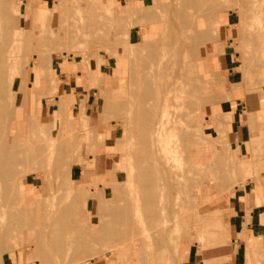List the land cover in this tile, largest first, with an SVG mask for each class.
<instances>
[{
  "label": "rangeland",
  "instance_id": "obj_1",
  "mask_svg": "<svg viewBox=\"0 0 264 264\" xmlns=\"http://www.w3.org/2000/svg\"><path fill=\"white\" fill-rule=\"evenodd\" d=\"M36 1L38 4L29 7L28 0H0V3L4 4H0V8L5 9H0V42L9 40V37L3 36L7 32L6 29L13 30L16 24L19 30L18 37H12L10 51L13 58L12 71L16 79L12 109L16 113L6 117L5 124H8L0 130V139L3 140L0 141V147H7L5 150L20 160H16L14 156V160L6 168V171L11 170V177H4L0 173V180L6 179L0 181L1 187L5 185L0 194L3 192L0 196V206H3L2 213L5 215L0 229V264H40V260L43 261L41 264H165L163 261L166 256L170 257V264H184L190 249L206 264L210 259H219L215 262L230 260L237 251L235 240L238 235L234 227L237 211L242 209L249 216L250 212L257 208L264 209V139L250 140L252 131L257 129L264 137V0ZM205 3L206 6H203ZM184 4V7H179ZM146 14L150 18L145 17ZM90 21L93 24H90ZM199 32L202 38L205 35L206 41L200 46L202 51H195L194 48L195 52H202L200 57H196L195 53L194 56L182 44L200 39L196 38L200 35ZM60 34L63 37L66 34L67 38ZM214 34H217L216 38ZM1 37L4 40L1 41ZM191 38L192 41H189ZM141 61L144 64H140ZM133 77L135 81L132 82ZM141 79H146V83H142ZM148 81L155 83L151 86L152 92L149 91V86L147 87ZM166 81L170 82L169 86L175 85L182 90L185 99H174L173 107L168 109L165 118L181 117L186 122L183 130L192 131L189 132L190 136L197 141L200 139L205 145L202 148L195 142L190 149L196 153L202 150L204 158L201 160L202 166H196L189 154H186L187 151L178 156L174 161L177 180L171 186L173 189H166L162 195L159 183H147V188L154 186L152 189H155L151 191L149 188V193L157 190L160 194L155 193L158 197L155 195L153 202L149 204L146 200L152 193H148L150 196L146 199L148 189L140 177L143 178L142 167H148L151 163L141 156L145 153L143 149H150V142L147 141L146 144L141 134H145L143 132L147 129V124L149 138H144L149 140L152 135L153 129L150 130V124L147 122L153 119V123L157 121L158 114L154 107L161 103L167 92ZM163 82L167 85L162 84ZM139 85H142L144 92ZM146 91L151 94H145V102L140 101V95H134L135 92H141L143 95ZM248 99H259V102L251 106ZM140 102H144L141 105H154L149 107V110L146 109V112L150 111L153 116L144 114V107L138 117L139 112L137 114L136 111L140 110ZM231 112H236V118L229 126L231 117L228 113ZM245 116L248 124L244 122ZM257 121L259 127L256 126ZM68 123L71 125L68 126ZM240 125L246 126L244 139L236 134ZM67 127L72 131L67 132ZM177 134L171 139L176 141L178 137L182 138L183 133L180 134L178 130ZM73 137L76 140L72 139ZM4 141L7 142L5 146ZM196 153H193V156ZM138 160L141 162H137ZM16 163L18 164L15 165ZM40 164L43 168H40ZM183 167L185 170H181ZM191 168L194 171L190 170ZM220 168L223 170H219ZM178 171H186L184 173L187 175L179 174ZM217 171L225 175L222 176ZM228 172L229 174H226ZM218 174L221 178L217 177ZM179 183L182 185H177ZM175 184L180 193L175 191ZM117 186L119 187L116 188ZM98 188L103 193L88 199L86 192L89 190L95 193ZM4 194H11L13 198ZM77 197L82 200L80 205L78 203L81 200ZM179 205L181 207L178 210L176 208H179ZM118 206L128 208L135 226L131 228V234L138 232L139 239L144 240L142 246L137 249L138 252L135 251L132 236L129 235L131 239L128 237L129 240L120 241L124 245L119 242H101L97 246L96 242L91 240L89 245L94 251L84 253L79 244L81 241L86 242V235L77 231L68 233L66 226L62 228V215H72L78 220V225L92 224L91 233L94 234L100 231L102 225L115 223L107 210ZM87 211H90V214ZM217 211H220L221 219L213 216ZM148 212H156L155 222L149 221L151 219ZM212 212L214 214L209 217ZM220 213L217 214L220 216ZM22 214L24 215L21 216ZM212 217L214 219L210 220ZM215 218H218V221ZM164 219L170 223L168 229L174 226L171 230L173 232H170L172 234H169L170 230L162 229L163 221H166ZM19 221L20 224H15ZM152 222L155 225L152 227L156 230L153 232L149 226ZM173 222L174 225L171 224ZM122 225L123 227L118 225L119 230L126 229L125 223ZM113 226H116V223ZM143 228L151 234L148 239L141 235L144 233ZM63 229L66 230L61 232ZM205 230L209 233H204ZM197 231H200V234ZM63 232H66V240L61 238ZM203 234L209 235L204 237ZM201 236L205 239H200ZM207 236L213 238L209 239ZM245 236L242 238L245 239ZM228 237L230 239L226 241ZM198 238L200 241H197ZM155 239L158 240L156 245ZM206 242L212 243L213 247L211 248L210 244L205 248V245L209 244ZM247 245L246 264H264V245L260 242L258 246H253L249 241ZM175 246L178 247L177 254L173 252ZM221 249L228 250L222 252ZM219 251L225 255H219ZM109 252L112 253L111 258L106 255ZM96 254L103 256H99V260L98 256V259L95 257ZM116 255L121 260L116 258ZM158 255L161 256L157 260Z\"/></svg>",
  "mask_w": 264,
  "mask_h": 264
},
{
  "label": "bare ground",
  "instance_id": "obj_2",
  "mask_svg": "<svg viewBox=\"0 0 264 264\" xmlns=\"http://www.w3.org/2000/svg\"><path fill=\"white\" fill-rule=\"evenodd\" d=\"M4 1H8V0H4ZM14 1V0H13ZM61 1V0H60ZM63 1V0H62ZM177 1V0H176ZM211 0H209V2H210ZM220 1H222V0H220ZM220 1H218V3L220 2ZM224 1V0H223ZM248 1V0H247ZM64 2V1H63ZM179 2H182V1H179ZM193 1H191V3H192ZM201 2V1H200ZM211 2H213V0L211 1ZM196 3H198V2H196ZM1 5H4L2 2L0 3ZM21 4V3H20ZM33 4H38V2L36 1V0H28V6L29 7H31ZM177 4H178V2H177ZM188 4V3H187ZM194 4V3H193ZM60 5H62L61 3H60ZM133 5V4H132ZM186 4H184L183 6H179V7H184ZM87 6V5H86ZM194 6V5H193ZM203 6H206V3H205V5H203ZM65 7V6H64ZM88 7H90V6H88ZM92 7H94L93 5H92ZM96 7V6H95ZM196 7V6H195ZM197 7H199V6H197ZM196 7V8H197ZM215 7V6H214ZM133 8V7H132ZM187 8H190V7H187ZM194 8V7H193ZM0 9H3V8H0ZM9 9V8H8ZM95 9V8H94ZM184 9V8H183ZM195 9V8H194ZM3 10H5V9H3ZM68 10V9H67ZM88 10H89V8H88ZM134 10V9H133ZM177 10H178V8H177ZM182 10V9H181ZM202 10V9H201ZM63 11H66L65 9H63ZM83 11V10H82ZM91 11H94V10H91ZM156 11V10H155ZM180 11V10H179ZM197 11V10H196ZM69 13H70V11H68ZM95 12V11H94ZM178 12V11H177ZM68 13V14H69ZM97 13V12H96ZM129 13V12H128ZM180 13V12H179ZM182 13V12H181ZM180 13V14H181ZM202 13V12H201ZM205 13V12H204ZM67 14V13H66ZM92 14V13H91ZM95 14V13H94ZM96 15V14H95ZM147 16V14L145 15V17ZM182 16H183V14H182ZM184 16H185V14H184ZM183 16V17H184ZM191 16V15H190ZM189 15H188V17H190ZM37 17V16H36ZM95 17V16H94ZM99 17V16H98ZM131 17V16H130ZM144 17V18H145ZM148 18H150V16L148 15L147 16ZM1 18V17H0ZM81 18V17H80ZM109 18V17H108ZM126 18V17H125ZM186 19L185 20H187V17H185ZM192 18V17H191ZM82 19V18H81ZM94 19H96V18H94ZM1 21H2V19H0ZM112 20H113V18H112ZM124 20V19H123ZM123 20H121V21H123ZM152 20V19H151ZM183 20V19H182ZM190 20V19H189ZM188 20V21H189ZM0 21V22H1ZM104 21V20H103ZM88 22V21H87ZM192 22V19H191V21H190V24H192L191 23ZM12 23V22H11ZM72 23V22H71ZM83 23V22H82ZM82 23L80 24V25H82ZM93 24V22H91L90 21V24ZM99 24H100V21L98 22ZM120 23H122V22H120ZM186 24H188L187 22H186ZM185 24V25H186ZM190 24H188V25H190ZM16 24H14V29L12 30V28H11V25H9V28H11V29H6V33L5 34H3V36H4V38L6 37V38H8L9 37V40L7 41V42H0V130L2 131V128L4 127V126H6V124H8V123H6L5 124V121H6V117L7 116H9L11 113L12 114H15L16 112H14L13 111V109H12V106L14 105L13 104V102H15V100L13 101V98H15V81H16V79H15V77H14V74H13V71H12V67H13V58H12V56H11V53H10V51H11V49H12V44L11 43H13V36H14V38H15V36L16 37H18V33H19V30H18V28H17V26H15ZM86 25V24H85ZM97 25V24H96ZM103 25V24H102ZM106 25V24H105ZM64 26V25H63ZM99 26H101V25H99ZM8 27V26H7ZM66 27V26H65ZM81 27V26H80ZM85 27V26H84ZM86 28V27H85ZM93 29H94V27H92ZM123 28V27H122ZM121 28V29H122ZM132 28V27H131ZM4 29V28H3ZM84 29V28H83ZM96 29V28H95ZM98 30H99V27L97 28ZM102 29H104V28H102ZM110 29V28H109ZM66 31H67V29H65ZM87 30V29H86ZM127 30H129V29H127ZM215 30V29H214ZM75 31H77V29L75 30ZM82 32L84 31V30H81ZM80 31V32H81ZM97 31V30H96ZM1 32H2V30H1ZM39 32V31H38ZM50 32V31H49ZM52 32V31H51ZM50 32V33H51ZM65 32V31H64ZM67 32H70V30L69 31H67ZM66 32V33H67ZM73 32V31H72ZM81 32V33H82ZM215 31H213V33H214ZM3 33V32H2ZM31 33V32H30ZM128 33V32H127ZM200 33V32H199ZM198 33V34H199ZM68 34V33H67ZM78 34V33H77ZM83 34V33H82ZM91 34V33H90ZM197 34V35H198ZM203 34V33H202ZM205 34V33H204ZM46 35V34H45ZM59 35V34H58ZM61 35V34H60ZM79 35H81L80 33H79ZM84 35L86 36V33H84ZM103 35V34H102ZM215 35V34H214ZM217 35V34H216ZM216 35H215V37L214 38H216ZM2 36V35H1ZM33 36V35H32ZM62 37H63V35H61ZM91 36H93V34L91 35ZM97 36V35H96ZM100 36H101V34H100ZM196 36V35H195ZM52 37V36H51ZM66 37V34H65V36L63 37V38H65ZM203 36H201V33H200V35H198V37H196L197 39L198 38H200V39H198V40H196V39H194V40H196V41H194V42H186V43H184V45L182 44V46L183 47H185V48H187V50H189V52L190 53H192L193 55H194V53H195V55H196V57H200L201 55H202V52H195V51H202V49H201V47L200 46H202L201 44H203V41L206 39L205 38V35H204V38H202ZM1 38H3V37H1ZM4 38L3 39H1V41L2 40H4ZM32 38V37H31ZM67 38V37H66ZM28 39H29V37H28ZM27 39V40H28ZM54 39H56V38H54ZM72 39H75V38H72ZM82 39V38H81ZM106 39V38H105ZM192 39L193 38H191V39H189V41L191 40L192 41ZM34 40V39H33ZM43 40V39H42ZM48 40V39H47ZM50 40V39H49ZM57 40V39H56ZM61 40V39H60ZM67 40V39H66ZM69 40V39H68ZM118 40H120V39H118ZM128 40V39H127ZM188 40V39H187ZM30 41V40H29ZM63 41V40H62ZM206 41V40H205ZM25 42H27V41H25ZM44 42V41H43ZM42 42V43H43ZM68 42V41H67ZM66 42V43H67ZM99 42V41H98ZM150 42V41H149ZM29 43V42H28ZM119 43V42H118ZM154 42H152V44H153ZM11 44V45H10ZM38 44V43H37ZM62 44V43H61ZM72 44H74L73 42H72ZM115 44V43H114ZM121 44V43H120ZM146 44H147V42H146ZM67 45H69V44H67ZM67 45H65V46H67ZM148 45V44H147ZM32 46H35V45H32ZM70 46V45H69ZM92 47L94 46V45H91ZM127 46H129L128 44H127ZM27 47H30V46H27ZM131 47V46H130ZM152 47H154V46H152ZM198 47H200V49L201 50H199V48ZM32 48V47H31ZM57 48V47H56ZM110 47H108V49H109ZM129 48V47H128ZM146 48H147V46H146ZM194 48H195V51H194ZM91 49V48H90ZM115 49V48H114ZM143 49V48H142ZM68 50H70V49H68ZM32 51H36V50H32ZM192 51H194V52H192ZM25 52V51H24ZM39 52V51H38ZM44 52V51H43ZM109 52V51H108ZM26 54H27V52H25ZM89 53V52H88ZM95 53V52H94ZM129 53V52H128ZM194 55V56H195ZM97 56V55H96ZM42 59H43V57H41ZM136 58V57H135ZM143 58H145V57H143ZM154 58V57H153ZM135 60H137V59H135ZM145 60V59H144ZM177 60V59H176ZM145 61H147V60H145ZM175 61V60H174ZM178 61V60H177ZM173 62V61H172ZM20 63V62H19ZM104 63H105V61H104ZM136 63V62H135ZM140 63V62H139ZM100 64H101V62H100ZM140 64H144V63H142V61H141V63ZM148 64V63H147ZM41 65H43V64H41ZM136 65H138V64H136ZM169 65H171V64H169ZM142 66V65H141ZM171 67H173V66H169V68H171ZM137 68V67H136ZM122 69V68H121ZM152 70H154L153 68H151ZM150 69V70H151ZM168 70V69H167ZM101 74V73H100ZM150 74V73H149ZM148 74V75H149ZM171 74V73H170ZM139 76V75H138ZM103 77V76H102ZM142 77V76H141ZM146 77V76H145ZM134 78V77H133ZM102 79V78H101ZM117 79V78H116ZM137 79H139V78H137ZM148 79V78H147ZM143 80H145V82L143 81ZM171 80V79H170ZM169 80V81H170ZM132 82L133 81H135V78H134V80H131ZM139 81V80H138ZM142 83H146V79H141L140 80ZM150 81V80H149ZM148 81V82H149ZM140 82V83H141ZM171 82V81H170ZM170 82H168V81H166V83H168V85L167 84H165V82H163L162 84H164V85H167L168 87H167V92H166V94H165V96L163 97V99H162V101H161V103H158L155 107H154V105L153 106H151L150 104L149 105H141V104H143L145 101V94H151V93H149V91H151L152 92V90H151V86L152 85H155V83L154 82H149V85H147V87L148 88H150L149 89V91L147 92L146 91V93H144L143 95H141L142 93L140 92L139 94H136V92H135V94L134 95H136V96H138V95H140L139 97H140V101H144L143 103L142 102H140V110L139 111H136L137 112V114H138V112H139V116L138 117H140L141 115H140V111L142 112L143 110H144V107H145V111H143V112H145L144 114H148V116L149 115H152L153 116V113L151 114V112L150 111H148V112H146V109L147 110H149V107H154L155 109H154V111L155 112H157V121L155 122V123H153L154 122V119L153 120H150L149 122H147V123H149L150 125V130L151 129H153V132L151 131V133H152V135H151V137H150V139L148 140L147 138H144V136L145 137H148V133H150L149 131H146L147 129H148V126H147V124H146V128L147 129H145L144 131L145 132H143V133H145V134H141V138H143V139H145V143L146 144H148L147 143V141H149L150 142V149H143L142 151H144L145 153H143V155H141V156H143V159H146V160H148V161H151V163H150V165L148 166V167H142L143 165H141V167L144 169V171L142 172L143 174H141L142 176H143V178L142 177H140V179H142L143 180V185H146V189H148V190H146L147 191V195H146V199H147V196H150V195H152V196H150V197H148L149 199L148 200H146V201H149L150 203L149 204H151V202H153V200L152 199H154L155 198V195H157V194H159V193H157L158 191L156 190V192H150V193H152V194H150L149 193V188H153V187H149V188H147V186L148 185H152L153 183L156 185V183H159L160 184V187L159 188H161V192L162 193H160V194H162L163 195V192L164 191H166V189H170V187L171 186H173V184L175 183V181L177 180L176 179V177H177V175H176V173H175V164H174V161L178 158V156H180V155H184V153H186V151H187V153L186 154H189V156H190V158H191V160L196 164V166H199V165H201L202 166V164H201V160L204 158V153H203V151L202 150H200V151H197V153L193 150H191L190 149V147L191 146H193V144L195 143V142H197V146H198V144H199V146H201L202 148H203V142L202 141H200V139H198L199 141H197V139H195V138H193L192 136H190L191 135V133H192V131H185V130H183L184 129V126H185V124H186V122L183 120V119H181V117H174V119H173V117H172V119H170V118H165L166 116V114H167V112H168V109L169 108H171V107H173L172 105H173V103H174V99H178L179 97H181V99H185V97L182 95L183 93H182V90H180V89H178L175 85H170L169 86V83ZM99 83H101V82H99ZM141 83V84H142ZM153 83V84H152ZM102 84V83H101ZM136 85V84H135ZM143 85V84H142ZM141 85V86H142ZM98 86H100V85H98ZM140 86V85H139ZM141 86H140V89H141ZM96 87H97V85H96ZM164 87V86H163ZM138 88V87H137ZM142 88H144L145 90H146V88L144 87V85L142 86ZM152 88H154V87H152ZM127 89V88H126ZM39 90V89H38ZM50 90V89H49ZM133 90V89H132ZM136 90V89H135ZM143 89H141V91H142ZM164 90H165V88H164ZM140 91V90H139ZM199 91H201L200 89H199ZM203 91H205L204 89H203ZM17 92V91H16ZM142 92H144V91H142ZM36 93H38V92H36ZM134 95H132V96H134ZM146 95V98H148V96ZM171 95H173L172 97H171ZM14 96V97H13ZM152 96V95H151ZM131 97V96H130ZM136 98H138V97H136ZM135 98V99H136ZM142 98H144V99H142ZM109 99V98H108ZM120 99H122V98H120ZM139 99V98H138ZM61 100V99H60ZM137 100V99H136ZM134 101V102H137V101ZM12 101V102H11ZM66 101V100H65ZM110 101V100H109ZM61 102H63V101H61ZM68 102V101H67ZM176 102H178V101H176ZM71 103V102H70ZM131 102H129V104H130ZM16 104V103H15ZM68 104V103H67ZM66 104V105H67ZM109 104V103H108ZM117 104H119V103H117ZM122 104L123 105H125L123 102H122ZM139 104V103H138ZM111 105H113V104H111ZM132 105V104H131ZM64 106V105H63ZM62 106V107H63ZM143 108H142V107ZM16 107V106H15ZM66 107V106H65ZM111 107H114V106H111ZM176 107V106H175ZM64 108V107H63ZM118 108H119V106H118ZM138 108V107H137ZM136 108V109H137ZM113 110H115V109H113ZM138 110V109H137ZM174 110V109H173ZM63 112H64V110H62ZM134 112H135V110H134ZM149 112H150V114H149ZM208 112H210V111H208ZM115 113V112H114ZM119 113V112H118ZM11 114V116H13ZM135 114V113H134ZM143 113H142V116L144 115ZM160 114V115H159ZM68 115V114H67ZM106 115V114H105ZM26 116V115H25ZM106 117V116H105ZM136 117V116H135ZM189 117L190 118H192L191 117V115H189ZM147 118H151V117H147ZM146 118V119H147ZM32 120V119H31ZM132 120V119H131ZM138 120V119H137ZM66 121V120H65ZM151 121H152V123H151ZM67 122V121H66ZM136 122H139V121H136ZM69 124V123H68ZM152 124H154V126L152 125ZM64 125V124H63ZM71 124H69L68 126H70ZM30 126H32V125H30ZM63 127V126H62ZM153 127V128H152ZM186 127H188V126H186ZM68 128V127H67ZM133 128H135V127H132V129ZM6 129H9V128H6ZM6 129H3V131H5ZM69 129V128H68ZM72 129V128H71ZM136 130V129H135ZM138 130H140V129H138ZM180 131V134L181 133H183V135L181 136L182 138H180V137H178V139L176 140V141H174V140H172L171 138L172 137H174L176 134H177V131ZM1 131H0V133H1ZM69 131H72V130H67V132H69ZM29 132V131H28ZM141 132H142V129H141ZM148 132V133H147ZM189 132H191V133H189ZM5 133H8V132H5ZM4 133V134H5ZM71 133V132H70ZM70 133H68V135L70 134ZM138 133H140V132H138ZM48 134V133H47ZM61 134V133H60ZM130 134V133H129ZM148 134V135H147ZM180 134H179V136H180ZM2 135V134H1ZM0 135V136H1ZM6 135V134H5ZM38 135V134H37ZM64 135V134H63ZM62 135V136H63ZM67 135V134H66ZM94 135V134H93ZM139 135V134H138ZM192 135H194V134H192ZM4 136V135H3ZM7 136V135H6ZM70 136V135H69ZM74 136V135H73ZM133 136V135H132ZM137 136V135H136ZM176 136H178V134L176 135ZM72 137V136H71ZM137 137H140V136H137ZM30 137H28V139H29ZM141 138H139V139H141ZM149 138V137H148ZM3 139V138H2ZM21 139V138H20ZM31 139V138H30ZM60 139V138H59ZM64 139V138H63ZM72 139H74V140H76V138L75 137H73ZM143 139H141V140H143ZM6 140V139H5ZM16 140V139H15ZM18 140V139H17ZM58 140V139H57ZM0 141H3V140H1L0 139ZM19 141H22L23 142V140H19ZM25 141V140H24ZM69 141V140H68ZM15 142V141H14ZM30 142V141H29ZM40 142V141H39ZM60 142V141H59ZM65 142V141H64ZM77 142V141H76ZM126 142V141H125ZM142 142V141H141ZM5 143H7V142H5L4 141V146H5ZM17 143V142H16ZM72 143V142H71ZM70 143V145L72 146L73 144H71ZM140 143V142H139ZM33 144V141H32V143H31V145ZM39 144V143H38ZM60 144V143H59ZM61 144H64L63 142H61ZM67 144V143H66ZM144 144V143H143ZM14 145H16V144H14ZM13 145V146H14ZM90 145V144H89ZM24 146V145H23ZM25 146H26V144H25ZM28 146H30V144L28 145ZM35 146V145H34ZM56 146H58V145H56ZM205 146V145H204ZM40 147H42V146H40ZM74 147V146H73ZM7 147H5V148H1L0 147V173L4 176V177H11L10 175H11V170H7L6 171V168L10 165V163H12V161L14 160V154H11V153H8L5 149H6ZM22 148V147H21ZM58 148V147H57ZM70 148V147H69ZM24 149V148H23ZM38 149V148H37ZM41 149V148H40ZM39 149V150H40ZM60 149V148H59ZM66 149H68V148H66ZM74 149V148H73ZM137 149H139L138 147H137ZM13 150V149H12ZM35 150V149H34ZM33 150V151H34ZM188 150H189V152H188ZM40 151H42V150H40ZM134 151H137V150H134ZM10 152V151H9ZM15 152H17V151H15ZM20 152V151H19ZM22 152H24V151H22ZM34 152H36V151H34ZM44 152V151H43ZM42 152V153H43ZM58 152H60V151H58ZM18 153V152H17ZM71 153V152H70ZM69 153V154H70ZM141 153V152H140ZM193 153H196L194 156H193ZM30 154V153H29ZM129 154V153H128ZM139 154V153H138ZM217 154V153H216ZM73 155V154H72ZM75 155V154H74ZM29 156V155H28ZM68 156H70V155H68ZM36 157V156H35ZM15 158H17V156H15ZM20 158V157H19ZM28 158V157H27ZM39 158V157H38ZM38 158H37V160H38ZM41 158V157H40ZM44 158V157H43ZM69 158V157H68ZM140 158V157H139ZM139 158H137V159H139ZM189 158V159H190ZM16 160H19L18 158L16 159ZM26 160V159H25ZM40 160V159H39ZM43 160V159H42ZM217 160H219V159H217ZM20 161V160H19ZM22 161V160H21ZM35 161V160H34ZM136 161V160H135ZM36 162V161H35ZM40 162V161H39ZM43 162V161H42ZM137 162H141V160L139 161H137ZM137 162H135V163H137ZM147 162V161H146ZM148 163V162H147ZM188 163H191V162H188ZM18 163H16L15 165H17ZM23 164H28L27 162L26 163H24L23 162ZM141 164H143V163H141ZM12 165V164H11ZM30 165H31V163H30ZM29 165V166H30ZM41 165V164H40ZM205 165V164H204ZM19 166V165H18ZM22 166H24V165H22ZM55 166H57V165H55ZM145 166V165H144ZM189 166L190 165H188V168L187 169H189ZM86 167H88V166H86ZM141 167H139L140 169H141ZM192 167H195V166H193L192 165ZM212 167H214V166H212ZM219 167V166H218ZM13 168H16V167H13ZM30 168H31V166H30ZM40 168H43L42 167V165H41V167ZM85 168V167H84ZM114 168V167H113ZM57 169V168H56ZM70 169V168H69ZM177 170H178V168H176ZM193 168H191L190 170H192ZM214 169H216V168H214ZM16 170V169H15ZM28 170H31V169H28ZM181 170H185L184 169V167L181 169ZM197 170V169H196ZM199 170H201V169H199ZM204 170V169H203ZM219 170H223V169H219ZM14 171V170H13ZM186 171H188V170H186ZM186 171H178L179 172V174L180 173H182V174H186L187 175V173H184V172H186ZM192 171H194V170H192ZM205 171V170H204ZM20 172H22V171H20ZM199 172V171H198ZM217 172H220V171H217ZM225 172V171H224ZM16 173V172H15ZM201 173V172H200ZM205 173V172H204ZM216 173V172H215ZM221 173V175L222 176H224L225 174L223 173V172H220ZM112 174H114L113 172H112ZM182 174H181V176H182ZM194 174H195V172H194ZM199 174V173H198ZM201 174H203V173H201ZM217 174V173H216ZM226 174H229V172L228 173H226ZM140 175V174H139ZM138 175V176H139ZM185 175V177H188V176H186ZM220 174H218L217 175V177L219 176ZM20 176H22V175H20ZM204 176H205V174H204ZM215 176V175H214ZM4 177H2V178H4ZM70 177H72V175L70 176ZM183 177V176H182ZM230 177V176H229ZM1 178V179H2ZM17 178V177H16ZM219 178H221V176H219ZM224 178V177H223ZM223 178H222V181H223ZM191 179V178H190ZM2 180H6V179H2ZM2 180H0V181H2ZM9 180V179H8ZM192 181V180H191ZM3 182H6V181H3ZM11 183L12 182H16V181H10ZM151 182H153V183H150ZM208 181H206V183H207ZM2 182H0V184H1ZM9 183V182H8ZM18 183V182H17ZM147 183H149L148 185H147ZM197 183V182H196ZM195 183V184H196ZM4 184V183H3ZM14 184V183H13ZM61 184V183H60ZM194 184V183H193ZM222 184V183H221ZM18 185V184H17ZM105 185V184H104ZM177 185H182L181 183H179V184H177ZM192 185V184H191ZM190 185V186H191ZM7 186V185H6ZM94 186V185H93ZM119 186H120V184H119ZM119 186H117L116 188H118ZM159 186V185H158ZM189 186V187H190ZM195 186V185H194ZM222 186V185H221ZM224 186V185H223ZM222 186V187H223ZM4 187H5V185H4ZM4 187H1L0 186V194H1V191H2V189L4 188ZM8 187H10V186H8ZM96 187V186H95ZM175 187H176V184H175ZM174 187V188H175ZM178 187V186H177ZM176 187V189H175V191H177L178 193H180V191H178L177 188ZM198 187H199V185H198ZM220 187V186H219ZM172 188V187H171ZM194 188V187H193ZM15 189V188H14ZM103 189V188H102ZM173 189V188H172ZM172 189H171V191H172ZM182 189H183V187H182ZM10 190V189H9ZM9 190H6V191H9ZM12 190V189H11ZM98 190H99V188H98ZM96 190V192L95 193H91V192H89V190L86 192V193H88L87 195H89V197H88V199L89 198H95V195L96 194H100V192H101V190ZM155 189H152L151 191H154ZM159 190V189H158ZM82 191V190H81ZM118 191V190H117ZM145 191V192H146ZM160 191V190H159ZM182 192H183V190H181ZM232 191V190H231ZM11 192V191H10ZM104 192H105V190H104ZM181 192V193H182ZM13 192H11V194H12ZM101 193H103V192H101ZM117 193V192H116ZM118 193H121V192H118ZM150 195H149V194ZM155 193H157V194H155ZM169 193V192H168ZM172 193H174V192H172ZM184 193H186L185 191H184ZM183 193V194H184ZM189 193H190V191H189ZM222 193H223V191H222ZM11 194H9L11 197H12V195ZM62 194V193H61ZM159 194V195H160ZM170 194V193H169ZM177 194V193H176ZM221 194V193H220ZM2 195H3V192H2ZM2 195H0V196H2ZM5 196H8V198H10L9 197V195H6V194H4ZM81 195H83V194H81ZM118 195V194H117ZM162 195H161V199H162ZM174 195V194H173ZM83 196H85V195H83ZM119 196V195H118ZM145 196V195H144ZM154 196V197H153ZM156 197H158V195L156 196ZM176 197V196H175ZM175 197H174V203H175ZM13 198V197H12ZM77 198H79V197H77ZM81 198H83V197H81ZM102 198V197H101ZM186 198V197H185ZM6 199V198H5ZM80 199V198H79ZM79 199L77 200V201H79ZM188 199V198H187ZM0 200H2V199H0ZM9 201H11L10 199H8ZM81 200V199H80ZM109 200V199H108ZM117 200H119V199H117ZM152 200V201H151ZM168 200V199H167ZM166 200V201H167ZM182 201H183V199H181ZM185 200V199H184ZM190 200V199H189ZM40 201V200H39ZM86 201H88V200H86ZM162 201V200H161ZM187 201V200H186ZM191 201V200H190ZM113 202V201H112ZM177 202V201H176ZM9 203V202H8ZM77 203V202H76ZM80 203H82V200H81V202H79L78 204L80 205ZM155 203V202H154ZM162 203V202H161ZM184 203V202H183ZM190 203V202H189ZM33 204V203H32ZM43 204V203H42ZM103 204H105V203H103ZM165 204V203H164ZM23 205V204H22ZM26 205V204H25ZM26 206H28V205H26ZM165 206V205H164ZM183 206H185V204L183 205ZM21 207V206H20ZM19 207V208H20ZM36 207V206H35ZM41 207H43V205L41 206ZM79 207V206H78ZM180 207H181V205H179V208H176V209H180ZM190 207V206H189ZM2 208H3V206H0V229H1V226H2V224H3V220L5 219V215L2 213ZM23 208H25V207H23ZM30 208V207H29ZM77 208V207H76ZM86 208V207H85ZM170 208V207H169ZM183 208V207H182ZM185 208H187V206L185 207ZM4 209V208H3ZM80 209V208H79ZM131 209V208H130ZM27 210H29L28 208H27ZM43 210V209H42ZM149 210V209H148ZM167 210V209H166ZM189 210H191V209H189ZM6 211V210H5ZM14 211V210H13ZM33 211H34V209H33ZM62 211V210H61ZM77 211V210H76ZM154 211H155V209H154ZM169 211V210H168ZM7 212H9V211H7ZM35 212V211H34ZM63 212V211H62ZM88 212V214H90V211H87ZM107 212H108V214L111 216V218H112V216H113V219L114 220H112V221H115V223H116V226H113L115 223L114 222H112L113 223V225L112 224H109V226H104V225H102L99 229H100V231L99 232H96V233H91V228H92V224H88V223H85V225L84 226H81V225H78L77 223H78V220L75 218H73L72 217V215H66V216H63L62 215V217H63V219L60 221L61 223H63L64 224V226L62 227V226H60V228L62 227V228H64L65 226H66V229H67V232L69 233V232H75V231H77V232H82L83 234H84V236L86 235V242L85 241H81L80 242V244H79V247L81 246V248L83 249V250H81L82 252H84V253H89L90 251H94V249L92 248V246L91 245H89V243H90V241L91 240H94L95 242H96V245L97 246H99V244L101 243V242H103V243H116V242H119V243H121L122 241H124V240H129L128 239V237H129V235H131L132 236V242H133V245H134V247H135V251L140 247V246H142V242L144 241V240H140L139 239V235L140 234H137L138 232H136L134 235H132L133 234V230H131V228L134 226V224H133V218L131 217V213L129 212V210H128V208L127 207H124V208H122V207H112V208H110V209H108L107 210ZM147 212V211H146ZM19 213V212H18ZM29 213V212H28ZM156 213V212H155ZM155 213L154 214H150L149 212H148V215L150 216V219L151 220H149V221H153V222H155L156 221V216L157 215H155ZM188 213V212H187ZM217 213L219 214L220 213V211L218 212L217 211ZM216 213V215L212 212V213H210V216L209 217H211V214L213 215V216H215V217H218V218H220L221 217V213H220V216L218 215ZM25 214V213H24ZM24 214H22L21 216H23ZM56 214V213H55ZM165 214V213H164ZM163 214V215H164ZM178 214V213H177ZM209 214V213H208ZM208 214H206V217L208 216ZM35 215V214H34ZM40 215V214H39ZM163 215H162V217H163ZM166 215V214H165ZM164 215V216H165ZM186 215H189V214H186ZM191 215V214H190ZM203 215V214H202ZM12 216L14 217V213H12ZM103 216V215H102ZM108 216V215H107ZM17 217V216H16ZM59 217H61V216H58V218ZM77 217V216H76ZM145 217H147V216H145ZM188 217V216H187ZM12 218V217H11ZM26 218H28V217H26ZM165 218V217H164ZM175 218V217H174ZM184 218V217H183ZM197 218H200L199 216H197ZM196 218V219H197ZM218 218L216 219L217 221H218ZM9 219V218H8ZM170 219H172V218H170ZM212 219H214L213 217L210 219V220H212ZM221 219V218H220ZM164 220H166V219H164ZM169 220V219H168ZM206 220V219H205ZM224 220V219H223ZM12 221V220H11ZM110 221V220H109ZM148 221V220H147ZM171 221H173V220H171ZM195 222H196V220H194ZM197 221H199V220H197ZM221 221V220H220ZM60 222H59V224H60ZM80 222V221H79ZM153 222H152V225H149L151 228H150V231H152L153 232V230H155V229H153V227L152 226H155L154 224H153ZM175 222H176V220H175ZM208 222V221H207ZM222 222V221H221ZM83 224H84V222H82ZM110 223V222H109ZM123 223H125V225H126V229H121V230H119L120 229V227H123ZM168 221L166 220V221H163V224H162V229L163 230H170L169 231V234H172V233H170V232H173V231H171L172 230V228L174 227V226H172V228H169L168 229ZM15 224H20V221H19V223H15ZM66 224V225H65ZM133 224V225H132ZM170 224V223H169ZM171 224H173L174 225V222L173 223H171ZM177 224V223H176ZM120 227H119V226ZM186 225V224H185ZM196 225V224H195ZM221 225V224H220ZM18 226V225H17ZM59 226V225H58ZM113 226V227H112ZM178 226V225H177ZM177 226H175V227H177ZM188 226V225H187ZM193 226V225H192ZM191 226V227H192ZM199 226V225H198ZM213 226V225H212ZM229 226V224L227 225V229L229 228L228 227ZM38 227V226H37ZM135 227V226H134ZM194 227V226H193ZM215 227H217V226H215ZM221 227H223V225L221 226ZM7 228V227H6ZM13 228V227H12ZM35 228V227H34ZM185 228V227H184ZM218 228H220V227H218ZM31 229V228H30ZM66 229H63V230H60L61 232L62 231H64V230H66ZM148 229H149V227H148ZM175 229H178V228H175ZM182 229V228H181ZM181 229H179L180 231H181ZM224 229H225V227H224ZM224 229H222V230H224ZM227 229H225V230H227ZM9 230V229H8ZM44 230H45V228H44ZM59 230V229H58ZM125 231V232H123V231ZM229 230V229H228ZM144 233L143 234H141L142 236H145L146 237V239H148L149 238V236H151V234L149 233V231H144V228H143V230H142ZM156 231V230H155ZM190 231V230H189ZM206 231V230H205ZM23 232V231H22ZM38 232V231H37ZM131 232H132V234H131ZM174 232H176V231H174ZM198 232V231H197ZM200 232V231H199ZM198 232V233H199ZM215 232V231H214ZM228 232V231H227ZM43 233H45V231L43 232ZM64 233H66V232H63L62 234H63V236H61V238L63 237V240H66V235L64 234ZM67 233V234H68ZM165 233V232H164ZM177 233V232H176ZM204 233H209V232H204ZM218 233V232H217ZM5 234H6V232H5ZM153 234H155V233H153ZM168 234V233H167ZM200 234V233H199ZM199 234H198V236H199ZM216 234V233H215ZM215 234H213V236H216ZM219 234V233H218ZM81 235V234H80ZM187 235H188V233H187ZM204 235V237H206V235H209V234H203ZM220 235V234H219ZM60 236H58L59 238H60ZM81 236H83V235H81ZM81 236H80V238H81ZM130 236V237H131ZM164 236V235H163ZM166 236V235H165ZM213 236H210L211 238H213ZM245 236V235H244ZM8 237V236H7ZM6 237V238H7ZM57 237V236H56ZM65 237V238H64ZM129 237V238H130ZM156 237V236H155ZM169 237V236H168ZM204 237H202L201 236V238L200 239H203ZM210 237L209 236H207V238H209L210 239ZM227 237V236H226ZM246 237V236H245ZM37 238V237H36ZM76 238V237H75ZM78 238V237H77ZM79 238V239H80ZM166 238V237H165ZM199 238H198V240L197 241H200L199 240ZM216 238V237H215ZM56 239V238H55ZM54 239V240H55ZM78 239V240H79ZM88 239V240H87ZM131 239V238H130ZM157 239V238H156ZM156 239H155V241H154V243L155 242H157L158 243V240L156 241ZM205 239V238H204ZM216 239H219V237H217ZM225 239V238H224ZM229 237L228 238H226V241H229ZM2 240V239H1ZM3 240H5V239H3ZM61 240V239H60ZM154 240V239H153ZM163 240H165V239H163ZM208 240V239H207ZM221 240V239H220ZM219 240V241H220ZM121 241V242H120ZM149 240H147V242H148ZM208 241H210V242H212L211 240H208ZM225 242V240H222V241H220V242ZM2 242V241H1ZM128 242H130V241H128ZM146 242V243H147ZM210 242H206V243H209V244H206L205 245V248H206V246H208L209 247V245L211 244V248L213 247V245H212V243H210ZM215 242H218L217 240H215ZM60 243H62L63 244V242L61 241ZM160 243V242H159ZM167 243V242H166ZM6 244H7V242H6ZM6 244H5V247H6ZM91 244V243H90ZM38 245V244H37ZM121 245H124V244H122L121 243ZM126 245V244H125ZM127 245H128V243H127ZM149 245V244H148ZM155 245H156V243H155ZM159 245V244H158ZM157 245V246H158ZM215 245V244H214ZM118 246V245H117ZM116 246V247H117ZM156 246V248H157V250H158V247ZM227 246V245H226ZM225 246V247H226ZM118 247H121V246H118ZM126 247V246H125ZM204 247V246H203ZM225 247H223V248H225ZM229 247V246H228ZM222 248V247H221ZM93 249V250H92ZM142 249V248H141ZM209 249V248H208ZM95 250H97V248L95 249ZM116 250V249H115ZM122 250V249H121ZM170 250V249H169ZM221 250H223V249H221ZM228 250V249H227ZM227 250H223L222 252H225V251H227ZM1 251H2V249H1ZM125 251V250H124ZM230 251H232L231 250V247H230ZM106 252V251H105ZM113 252V251H112ZM114 252H117V251H114ZM136 252H138V250L136 251ZM157 252V251H156ZM159 252V251H158ZM164 252V251H163ZM171 252V251H170ZM173 252H175L176 254H177V252H178V247L177 246H175V248H174V251ZM220 252V251H219ZM229 252V251H228ZM227 252V253H228ZM97 253H98V251H97ZM104 253V252H103ZM103 253H100V254H103ZM165 253V252H164ZM42 254H43V252H42ZM99 254V256H101V258H102V256L103 255H100ZM126 254V253H125ZM134 254V253H133ZM221 254V252L219 253V255ZM70 255V254H69ZM73 255V254H72ZM106 255H108L109 256V258H111L112 257V253H106ZM222 255H225V254H221V256ZM34 256V255H33ZM98 255L96 254V256L95 257H97ZM98 256V257H99ZM117 256V255H116ZM115 256V257H116ZM123 256H126V255H123ZM159 257H156L157 258V260L160 258V256L161 255H158ZM92 257H94V256H92ZM98 257H97V259H98ZM114 257V256H113ZM173 257V256H172ZM171 257V258H172ZM35 258H38V257H35ZM74 258H75V256H74ZM100 257H99V260L101 259ZM108 258V257H107ZM108 258V259H109ZM116 258H118V256L116 257ZM141 258H142V256H141ZM103 259H105V256L103 257ZM119 259V258H118ZM126 259H128V258H126ZM133 259V258H132ZM131 259V260H132ZM173 259V258H172ZM99 260H97V261H99ZM107 260V259H106ZM119 260H121V259H119ZM125 260V259H124ZM124 260H123V262H124ZM177 260V259H176ZM41 262H43L42 260H40ZM39 261V262H40ZM67 261H68V258H67ZM66 261V262H67ZM107 261H109V260H107ZM110 261H111V259H110ZM140 261H142V260H140ZM159 261H161V260H159ZM170 257H168V256H166V257H164V261H163V263H165V264H170ZM174 261H175V259H174ZM210 261H211V259H210ZM216 261V260H215ZM41 262H40V264H41ZM112 263H113V261H111ZM176 262V261H175ZM208 262V261H207ZM219 262V261H218ZM224 262V261H223ZM223 262H219V263H217V264H220V263H223ZM226 262V261H225ZM80 263V262H79ZM95 263V262H94ZM142 263V262H141ZM214 263V262H213ZM43 264V263H42ZM46 264V263H45ZM67 264V263H66ZM156 264H158V262H156ZM173 264H175V263H173Z\"/></svg>",
  "mask_w": 264,
  "mask_h": 264
},
{
  "label": "crops",
  "instance_id": "obj_3",
  "mask_svg": "<svg viewBox=\"0 0 264 264\" xmlns=\"http://www.w3.org/2000/svg\"><path fill=\"white\" fill-rule=\"evenodd\" d=\"M241 99V98H239ZM242 100V99H241ZM248 103L252 105H256L259 102V99H248ZM248 113L251 114L249 111ZM231 117V125L234 118H236V112L228 113ZM247 118L245 116L244 122L247 123ZM256 126L259 127V122H256ZM245 130L246 126L240 125L237 127L236 134L240 136L242 139L245 138ZM264 137L260 134L259 130L252 131L250 140H262ZM249 140V141H250ZM235 220V232L238 235V238L235 240V244L237 245V251L232 255L230 260L223 262L222 264H246L245 252L247 248V242L249 241L253 246H258L261 242L264 245V209L257 208L254 211L250 212L249 216L245 214V212L240 209L237 211V216ZM243 235H246V238L243 239ZM215 260L219 259H211L208 260L207 264H217L219 262H215ZM214 262V263H213ZM184 264H206L205 261L199 260L198 255L193 252V249H190L186 255Z\"/></svg>",
  "mask_w": 264,
  "mask_h": 264
}]
</instances>
